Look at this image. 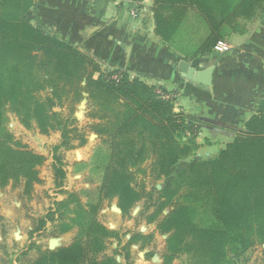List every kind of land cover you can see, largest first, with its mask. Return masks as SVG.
Masks as SVG:
<instances>
[{"label": "trees", "instance_id": "obj_1", "mask_svg": "<svg viewBox=\"0 0 264 264\" xmlns=\"http://www.w3.org/2000/svg\"><path fill=\"white\" fill-rule=\"evenodd\" d=\"M167 1L175 5L184 0ZM191 1L214 31L236 17L252 19L264 14V0ZM32 2L0 0V190L9 184L29 196L33 185L41 183L39 167L45 161L38 153L11 145V138L4 139L5 111L40 134L59 133L58 143L52 146L51 172L54 186L60 188L65 178L60 149H74L75 140L79 141L76 147L86 142L76 128L79 119L72 108L86 93L88 117L94 120L87 128L109 146V159L93 201L83 202L77 193L60 190L64 195L61 201H53L41 217L29 218V239L44 231L47 223L57 222L52 227L53 236L77 230L72 243L42 250L31 242L17 262L121 264L115 256H122L125 264H132L131 245L136 240L150 241L153 233L135 232L121 246L119 232L105 227L97 218L105 200H115L124 217L138 208L134 219L144 217L146 225H154L158 233L167 235L165 264L181 255L187 256V264H236L235 260L253 246L264 244V101L257 109L259 116H252L248 123V127L257 125L255 130L251 128V133L236 139L216 157L196 162L172 176L171 168L196 148L193 139H183L185 133L196 129V123L215 126L176 114L173 100L156 94L157 89L166 93L164 88L130 78L126 71L101 72L89 55L30 18ZM157 8L154 33L176 51V23H164ZM218 36H222L221 31ZM216 41L212 35L207 46ZM204 53L205 47H200L192 57ZM96 72L99 76L94 80ZM112 74L120 75L118 82L109 79ZM67 100L72 106L64 113ZM148 159L151 161L145 167ZM147 169L153 183H147ZM161 175L171 183L160 189L156 182ZM113 241L116 248L107 255Z\"/></svg>", "mask_w": 264, "mask_h": 264}, {"label": "rangeland", "instance_id": "obj_2", "mask_svg": "<svg viewBox=\"0 0 264 264\" xmlns=\"http://www.w3.org/2000/svg\"><path fill=\"white\" fill-rule=\"evenodd\" d=\"M148 2L152 5L151 12L154 29L157 20L156 17H154V8L157 6L158 8L155 11L164 23H176L177 33L173 38L176 51L173 50L171 46L163 43L160 38L157 37L160 43L174 55V61L176 63H179L180 61L194 62V65L200 64L203 66L213 63L220 55L225 53L219 51V46L226 47V52L231 51V48L240 44L245 37H247L248 34L259 25L260 19L263 15H256L252 19L236 17L234 21L224 22L222 25L220 24L216 28V31H214L213 27H211L210 23L207 21L208 19L191 0L175 2V5L169 4L167 0H156V2L154 0H145L146 4ZM153 6L154 8L152 9ZM130 17L132 19H136L137 16L132 17L130 15ZM220 31L222 36L219 37L218 34ZM212 35H214V38L217 41L213 46L209 47L207 46V41L212 38ZM200 47H205L206 53L203 55H197L193 58V54L196 53L197 49ZM161 54L162 56L166 55L164 53ZM195 60H199L200 63H195ZM106 71L107 70L104 72ZM129 77L133 78L135 76L129 74ZM138 79L145 80V78L142 77H138ZM66 103L67 104H65L63 108L64 113L68 112V106H72L68 100ZM173 103V108L175 109V98L173 99ZM78 105L79 103L73 104V112H77ZM257 111L258 110H250L248 116L240 120L237 125L225 128L222 127L221 129L219 128L217 130L220 131H216L217 134L213 132L204 133L207 128L211 127L196 123V129L187 131L183 137L185 140L193 139L195 141L196 148L190 156L183 159L181 158L178 164L171 168L170 175L173 176L181 169L189 167L196 162L216 157L221 150L225 149L236 139L251 133V131L253 129L255 130L258 126L254 124L252 127H248V123L252 116L256 114V116H259ZM175 113L186 116L182 112L175 111ZM186 117L188 118L189 116ZM88 124L90 123L87 122L85 118H81L78 120L76 127L79 131H82L85 136L86 142L83 146L76 147L79 141L75 140L73 141V145H75L74 149L66 151L61 148L59 151L63 162L65 178L62 182V187L58 188L54 186L52 182L51 163L53 155L52 146L58 143L60 137L59 133H51L49 135L40 134L33 126L30 129L24 127L13 113L5 111L3 133L7 135L4 136V139L9 140L11 138V145L14 144L21 147L23 146L26 149L38 153L45 157V161L43 165L39 167L38 177L41 183H35L33 185V191L29 196L23 195L19 187L13 188L11 185L9 186V184L6 188L0 190V264H20L21 262H17L15 259L18 258L21 251L26 250L27 245H29V240L32 242L35 241L37 245L42 243L43 239L38 236H33V239H29V236L26 234V230H28L27 226H31L30 219L41 217L45 214V210H48L51 206L53 201L60 199L61 196L58 192L61 189L63 192L77 193L79 199L83 202L94 200L97 188L101 182L103 170L109 159V146L103 144L98 136L90 139V135L93 132L87 128ZM75 139H77V137ZM78 159H84L83 161L89 163L86 165L74 164V161ZM150 161L151 159H148L144 166L146 167ZM146 175L149 177L147 179V183H153L149 176V169L146 170ZM154 175H157V172L154 173ZM136 177L140 178V175H137ZM170 183L171 180L167 179L166 176L161 175V178L157 180L156 185H159V188L161 189L163 186L165 187ZM138 210V208H135L130 213V217H124L116 206L115 200L110 202L105 200L102 203L101 210L97 217L105 227H109L111 230L119 232V235H121V246L123 244L125 245L131 239V235L135 232H141L143 234L153 233V238H151L150 241L136 240V242L131 245L129 249V261L131 263H134L137 260V253L132 251L133 247L136 249L141 248L142 250L139 252L141 254L144 253V255H150L151 253H163L165 248V239L167 237L166 234L158 233L155 230L154 225H146L144 217L134 219ZM49 231H52V229H49ZM14 238L17 239L16 241H18V244L16 242V244H14ZM112 243H114V241ZM114 247L115 246L112 245L108 249V252L110 253ZM263 250L264 244L255 245L248 250L245 256L240 257L235 260V262L236 264H264ZM16 254L17 256L15 257ZM33 257L34 256H31V259ZM187 262V256L181 255L177 257L176 261L173 263L187 264Z\"/></svg>", "mask_w": 264, "mask_h": 264}, {"label": "crops", "instance_id": "obj_3", "mask_svg": "<svg viewBox=\"0 0 264 264\" xmlns=\"http://www.w3.org/2000/svg\"><path fill=\"white\" fill-rule=\"evenodd\" d=\"M150 2L149 5L144 3L136 19L130 17L132 5L129 0H33L28 12L30 18L40 22L46 31L91 56L101 72L126 70L132 76L145 78L141 80L146 84L164 88L175 95L174 112H182L215 126L207 128L204 133H216L219 128L235 126L248 116L250 110L256 111L264 101V14L259 25L240 44L213 63L203 66L188 62L196 69L214 66L213 85L208 89L181 77L174 55L154 34ZM127 48H130L129 54ZM196 62L200 63L199 60ZM98 76L96 72L93 79ZM89 111L87 100L82 118L91 124L94 120L88 117ZM96 136L93 132L90 139ZM83 160H75L74 164L89 163ZM59 195L61 197L56 201L63 199V195ZM56 224L47 223L46 229L38 234L43 239L40 243L42 250L67 246L76 236L75 228L53 236L49 229ZM27 229L28 235L30 227ZM16 240L14 238V244H18ZM31 242L29 240L28 244ZM112 245L115 249L116 241L109 248ZM114 249L110 253L107 250L106 254L111 255ZM140 250L132 248L137 253V260L132 264H165L163 253L144 255ZM29 255L31 257V253ZM115 259L121 264L126 262L122 256H115Z\"/></svg>", "mask_w": 264, "mask_h": 264}, {"label": "water", "instance_id": "obj_4", "mask_svg": "<svg viewBox=\"0 0 264 264\" xmlns=\"http://www.w3.org/2000/svg\"><path fill=\"white\" fill-rule=\"evenodd\" d=\"M130 48L126 49V53L129 54ZM177 71L180 73L186 81H189L195 85L202 86L204 88L211 89L213 85V77L215 68L213 65L206 67L204 69H196L190 65V63L185 61H180L176 65ZM87 94L83 93V99L79 103L75 113L77 119H81L85 112ZM159 188V185L157 186Z\"/></svg>", "mask_w": 264, "mask_h": 264}, {"label": "built area", "instance_id": "obj_5", "mask_svg": "<svg viewBox=\"0 0 264 264\" xmlns=\"http://www.w3.org/2000/svg\"><path fill=\"white\" fill-rule=\"evenodd\" d=\"M130 3L132 5L131 10H130V15L132 17H136L138 12L140 11L142 6L144 5L145 0H132V1H130ZM218 48H219V51H221L222 53L227 51V48L224 46H222V47L219 46ZM119 78H120L119 74H112L109 77V79L113 80L114 82H118ZM156 94L159 95L164 100H173L175 98V95H173L172 93H170V92L165 93V92L161 91L160 89L156 90Z\"/></svg>", "mask_w": 264, "mask_h": 264}]
</instances>
